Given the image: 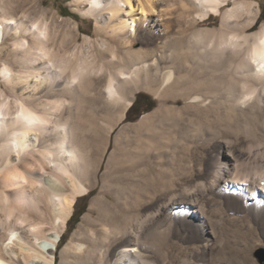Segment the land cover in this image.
<instances>
[{"label":"bare ground","instance_id":"6f19581e","mask_svg":"<svg viewBox=\"0 0 264 264\" xmlns=\"http://www.w3.org/2000/svg\"><path fill=\"white\" fill-rule=\"evenodd\" d=\"M75 1L90 4L84 13L96 18L106 37L95 44L85 35L91 43L87 49L57 45L45 17L25 12L18 18L9 7L13 0L0 1V49L10 37L14 57L13 62L0 57V132L6 135L0 145V264H56L58 242L75 200L97 183L108 132L124 118L141 87L160 81L161 88L176 89L173 96L188 101L185 108L159 110L158 126L164 130L168 124L176 130L186 114L190 123L198 124L196 107L220 93L235 104L243 102L238 106L264 108V78L250 61L254 49L264 48L259 43L264 23L245 31L260 14L255 1L233 0L231 5L229 0H178L181 12L176 17L174 0H137L134 8L127 0ZM211 14L223 15L220 28L191 31L198 16ZM232 36L239 38L237 48H221ZM168 89L163 96L169 95ZM246 95L251 99L245 100ZM156 126L139 130V140L133 139L138 150L127 146L122 151L121 164L103 183V195L92 200L97 215L83 216L60 251V264H78L75 259L80 258L81 264H158L148 252L175 251L171 236L181 229L206 245L208 224L215 227L207 206L218 197L227 198L232 210L250 215L264 235V140L242 147V158L226 159L220 151L209 173L189 179L180 201L178 193L155 196L150 184L163 179L157 173L144 175L141 179L149 182L145 185L137 176L151 168L143 163L145 145L162 141L166 134ZM8 141L15 145L3 148ZM132 151L136 160L130 158ZM124 175H130L128 183ZM165 213H171L169 219L163 218ZM48 214L54 225L50 233L45 231ZM24 222L27 230L20 227ZM211 264L228 263L215 255Z\"/></svg>","mask_w":264,"mask_h":264},{"label":"rangeland","instance_id":"374dc122","mask_svg":"<svg viewBox=\"0 0 264 264\" xmlns=\"http://www.w3.org/2000/svg\"><path fill=\"white\" fill-rule=\"evenodd\" d=\"M252 1H255L254 9L258 8L260 14L253 25L245 30L246 32H252L264 23V0ZM174 2L176 4L172 8V16L176 17L181 12V5L178 0H174ZM233 3V0L228 1V4L233 5ZM227 5L223 6L222 12L227 9ZM65 6L72 13L78 14L79 17L76 18L72 14L63 13L61 8ZM9 7L13 9L16 13L14 16L18 18H22L25 12H31L34 16L42 15L45 17L52 27L56 44H62L64 48L69 50L82 48V46L84 49H87L91 44L86 40L87 35L90 37V41L92 40V43L96 42L95 44L106 38L104 37L103 31L98 30L96 18L91 14L84 13L90 7L88 2L78 4L75 0H13L9 4ZM197 18L198 22L191 28V31L202 28H220L223 15L211 14L209 18L202 19L199 16ZM139 46L137 45V47ZM1 48L0 57L2 56L8 62H13V48L10 37L6 39L4 47L2 46ZM167 49L170 48L167 47ZM3 59L0 58V66L3 63ZM2 75L0 71L1 80L4 79ZM159 83L157 85L143 86L136 90L133 94L134 99L126 110L124 118L116 123L113 131L108 132V140L104 144L106 149L103 148V152L99 156L101 168L97 174L98 181L91 187V190L87 194L77 196L73 212L79 210L80 216L77 218V223L75 220L70 224L67 222L66 229L62 232V235L66 239L65 244L69 242L72 233L81 226L84 215H97V211L91 210L92 200H96V196L100 197L103 195V183L112 177L117 166L121 164V160H118L122 158V151L127 146L131 150L139 149L138 144L133 142V139L139 140V130L142 132L148 130L147 126L152 127L156 126V124L158 126L161 118L159 110L162 109L165 111V107H187L188 101L184 97L173 96L177 91L176 89L161 88ZM167 89L169 90L167 91L169 95L163 96L162 92ZM139 93L148 95L154 103V106L149 111H144L137 118H135L134 114L128 117L130 114H128V110ZM220 95L209 96L205 104L196 107L198 110L200 109L199 118L197 119L198 124L196 122L190 123L187 119L188 115L186 114L182 119L183 124L180 123L176 130H173L170 124L167 125L168 129H165L168 130L167 132L159 126H156L158 131L162 130V133L164 132L163 134L166 133L161 138L163 142L161 140H154L145 145L143 163L149 165L151 168L146 174L143 173L141 175L142 177L137 175L139 177L138 179H144V175L152 177L155 173L163 177L159 182L157 181L156 186L154 183L150 184V187L152 186V192L156 194H154L155 196L160 193V195L165 194L167 196L178 193L179 196L181 195L180 201H182L184 199L182 198V188L190 183V178H196L199 173H202L203 176L209 173L220 151L226 153V159L227 156L231 155L242 158L244 153L241 150L242 147L246 148L249 144L256 145V143L264 140V108L257 105H254V107L250 105L238 106V104H242L243 102L235 104L225 93H220ZM15 104V100L11 98L12 110L15 109ZM51 133L52 135L56 133L55 127L51 128ZM35 134L33 132L32 137H36L34 136ZM5 136L0 132V145L3 143ZM14 145L13 142L8 141L3 145V148ZM11 153L16 154L15 151H11ZM134 153L133 151L130 153V158L136 160ZM179 157H181V160H179ZM174 159H177V161L174 162ZM129 172L133 173L131 171ZM124 176L126 177H123V181L128 183L131 180L129 179L130 175ZM143 179L139 180L142 185H145L146 182L149 183L147 180L146 182L143 181ZM158 189L161 191L157 192ZM111 197L109 201L113 203L115 199ZM149 198V196L146 197L147 200ZM216 199H213L207 206L208 217H210L215 226L212 227L211 224H208V229L210 230V239L207 240L208 244L205 245L206 241L204 239L196 238L191 232H185L181 229L179 235L172 234L171 236L172 240L177 243V249L175 251H162L161 255L148 252V257L158 259V264H186L187 259L190 261L189 264H211L212 258L215 255L223 257L228 264H260L258 258L255 256L256 249L264 247V235L259 229L260 224L257 221H252L250 215L245 216L243 212L240 214L232 210L227 203V198L218 197ZM180 204L183 203L180 202ZM195 207L192 205V208ZM170 216L171 213H165L163 218L166 220ZM51 219V215L48 214V223L45 225V231L47 233L53 232L54 230ZM20 227L21 229L27 230L28 222L20 224ZM68 228L69 231H67ZM98 228L102 229V225H98ZM213 228H215L216 232H214ZM146 235L147 233L144 236L147 237ZM83 242L91 246L90 242ZM7 244L8 240L4 246ZM115 244L113 243V246ZM62 248L59 251L57 250V264H60L63 260L60 252ZM102 251L105 252L106 250L103 249ZM108 251H111V249ZM164 256L165 259L160 261L159 258ZM82 260L84 262L83 258H80V260L75 259L78 264H81Z\"/></svg>","mask_w":264,"mask_h":264},{"label":"trees","instance_id":"16d2710c","mask_svg":"<svg viewBox=\"0 0 264 264\" xmlns=\"http://www.w3.org/2000/svg\"><path fill=\"white\" fill-rule=\"evenodd\" d=\"M61 11L65 14H72L74 17H79L78 14H74L70 11L68 7H62ZM154 106V103L150 100V97L144 93H139L137 98L135 99L134 103L128 110V117L131 114H134L135 118L139 117L144 111H149ZM80 216V211L75 210L72 214V216L69 218L68 223H72L74 220L76 223L78 222V217ZM69 231V228L67 229ZM66 239L64 238V235L61 236L59 243H58V251L62 248V246L65 244ZM58 262V256L56 255V264Z\"/></svg>","mask_w":264,"mask_h":264},{"label":"snow or ice","instance_id":"6c2138e0","mask_svg":"<svg viewBox=\"0 0 264 264\" xmlns=\"http://www.w3.org/2000/svg\"><path fill=\"white\" fill-rule=\"evenodd\" d=\"M130 7L134 8L137 0H127ZM143 11V9H141ZM238 37L232 36L228 38L227 44H222L221 48H231L236 49L238 45ZM260 45H264V38L260 39ZM250 61L252 65L256 66V71L259 73L260 77L264 78V48L259 50L254 49L250 54ZM251 99L250 95L245 96V100ZM260 186L264 187V180L260 181ZM135 251V249H133Z\"/></svg>","mask_w":264,"mask_h":264},{"label":"water","instance_id":"95a60500","mask_svg":"<svg viewBox=\"0 0 264 264\" xmlns=\"http://www.w3.org/2000/svg\"><path fill=\"white\" fill-rule=\"evenodd\" d=\"M255 256L258 258L260 264H264V247L256 249Z\"/></svg>","mask_w":264,"mask_h":264}]
</instances>
